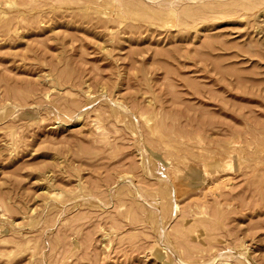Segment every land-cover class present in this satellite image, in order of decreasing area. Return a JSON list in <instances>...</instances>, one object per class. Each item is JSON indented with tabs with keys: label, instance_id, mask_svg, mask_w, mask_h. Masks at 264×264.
Wrapping results in <instances>:
<instances>
[{
	"label": "rangeland",
	"instance_id": "1",
	"mask_svg": "<svg viewBox=\"0 0 264 264\" xmlns=\"http://www.w3.org/2000/svg\"><path fill=\"white\" fill-rule=\"evenodd\" d=\"M13 1L0 264H264V0Z\"/></svg>",
	"mask_w": 264,
	"mask_h": 264
},
{
	"label": "bare ground",
	"instance_id": "2",
	"mask_svg": "<svg viewBox=\"0 0 264 264\" xmlns=\"http://www.w3.org/2000/svg\"><path fill=\"white\" fill-rule=\"evenodd\" d=\"M9 1H11V0H9ZM14 1H15V0H14ZM14 1H13V3H14ZM130 1H131V0H128V5H129ZM162 1H163V0H162ZM162 1H161V3H162ZM166 1H167V0H166ZM168 1H169V0H168ZM168 1H167V3H168ZM232 1H233V0H232ZM236 1H237V0H236ZM254 1H255V0H254ZM154 2L156 3V1H154ZM85 3H86V1H85ZM119 3H120V1H119ZM126 3H127V1H125V4H126ZM132 3H133V1H132ZM167 3H165V4L167 5ZM169 3H172V1H169ZM169 3H168V4H169ZM233 3H235V1H234ZM239 3H240V1H239ZM239 3H238V4H239ZM255 3H256V1H255ZM123 4H124V3H123ZM134 4H136V3H134ZM134 4H133V5H134ZM172 4H174V3H172ZM245 4H246V3H245ZM245 4H243V5H245ZM126 5H127V4H126ZM157 5H158V4H157ZM163 5H164V4H163ZM260 5H261V4H260ZM98 6H99V5H98ZM120 6H121V5H120ZM164 6H165V5H164ZM245 6H246V5H245ZM245 6H243V7H245ZM249 6H250V5H249ZM249 6H248V7H249ZM128 7H129V6H128ZM131 7H132V6H131ZM166 7H168V6H166ZM170 7H171V5H170ZM170 7H169V8H170ZM121 8H122V7H121ZM156 8H157V7H156ZM126 9H127V6H126ZM164 9H167V8L164 7ZM176 9H177V8H175V10H176ZM196 9H197V8H196ZM158 10H159V9H158ZM194 10H195V9H194ZM155 11H157V10H155ZM176 11H177V10H176ZM157 12H158V11H157ZM150 13H151V12H150ZM159 13H160V12H158V14H159ZM194 13H195V11H194ZM203 13H204V12H203ZM153 15H154V13H153ZM203 15H205V14H203ZM154 16H156V15H154ZM158 16H159V15H158ZM189 16H190V15H189ZM196 16H197V15H196ZM200 16H201V14H200ZM158 18H159V17H158ZM161 18H162V17H161ZM182 19H183V18H182ZM187 24H188V23H187ZM47 76H48V75H47ZM49 77H50V76H49ZM49 77H47V78H49ZM53 83H54V82H53ZM53 88H54V87H53ZM69 93H70V92H69ZM97 123H99V122H97ZM96 128H97V127H96ZM98 128H99V127H98ZM98 128H97V130H98ZM100 128H101V127H100ZM149 129H150V128H149ZM102 130L104 131L103 128H102ZM100 131H101V130H100ZM202 153H204V152H202ZM237 153H238V152H237ZM200 158H201V157H200ZM202 166H203V165H202ZM190 167H191V166H190ZM195 173H196V172H195ZM198 176H199V175H198ZM199 177H200V176H199ZM44 192H46V191H44ZM55 192H56V191H55ZM53 193H54V192H53ZM53 193H52V194H53ZM52 194H51V195H52ZM57 194H58V193H57ZM48 195H49V194H48ZM53 195H55V194H53ZM53 195H52V196H53ZM59 195H60V194H59ZM46 197H47V196H46ZM50 197H51V196H50ZM54 197H56V196H54ZM1 215H3V214H1ZM165 239H166V238H165ZM184 264H185V263H184Z\"/></svg>",
	"mask_w": 264,
	"mask_h": 264
}]
</instances>
